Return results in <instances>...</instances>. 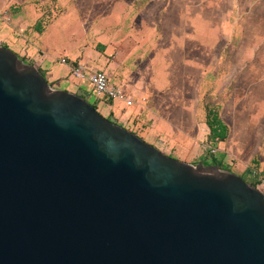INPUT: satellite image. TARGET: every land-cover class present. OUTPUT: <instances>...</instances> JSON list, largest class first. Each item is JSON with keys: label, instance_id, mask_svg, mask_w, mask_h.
<instances>
[{"label": "water", "instance_id": "water-1", "mask_svg": "<svg viewBox=\"0 0 264 264\" xmlns=\"http://www.w3.org/2000/svg\"><path fill=\"white\" fill-rule=\"evenodd\" d=\"M0 264H264V192L168 155L0 45Z\"/></svg>", "mask_w": 264, "mask_h": 264}, {"label": "rangeland", "instance_id": "rangeland-1", "mask_svg": "<svg viewBox=\"0 0 264 264\" xmlns=\"http://www.w3.org/2000/svg\"><path fill=\"white\" fill-rule=\"evenodd\" d=\"M24 7L45 12L48 22L78 20L74 29L87 34L89 51H105L110 64L132 56L123 69L138 94L135 119L120 121L89 97L107 118L140 134L156 123L152 141L168 155L202 164L204 152L210 165L216 159L250 183L260 181L264 192V0H0L2 12ZM117 28L125 31L122 48L113 38ZM207 106L229 126L226 141L209 142Z\"/></svg>", "mask_w": 264, "mask_h": 264}, {"label": "crops", "instance_id": "crops-1", "mask_svg": "<svg viewBox=\"0 0 264 264\" xmlns=\"http://www.w3.org/2000/svg\"><path fill=\"white\" fill-rule=\"evenodd\" d=\"M0 12L2 11L0 10ZM74 15L71 12L70 16L74 17ZM76 22H73V24L78 25ZM71 24L72 21H68L66 15L57 16L56 19L48 22L45 18V12L36 14L31 12L28 7H24L22 11L20 9L16 14H12L10 22L5 21L3 16L0 15V45L9 47L21 58L36 65L46 75L48 81L56 88L78 93L83 97H87L88 100L89 97L94 96L91 92L90 82L73 75V68L80 63H84L91 68H102L106 70L114 82H116L115 79H119L120 81L117 83L126 86L129 94L137 98L138 94L134 93V95L133 92H130L125 81L126 79H124L128 71L123 69V67H129V61L132 56L125 59L126 62L120 60L116 61L117 64H110L105 51H100L98 55L89 51L88 45L86 44L87 34L86 36L80 34L77 32L78 29H74L75 25L71 26ZM114 32V41L118 42V44L120 43L119 48H122L124 46V28H117ZM116 66H119L118 69ZM111 67H115L117 71L115 72L116 76L110 74ZM62 85H66L67 87H62ZM103 104L105 105L104 110L120 121H134L135 117H131L133 108L124 109V104L119 101L113 102L112 104L103 102ZM138 119L140 120L141 118L138 117ZM119 120L116 122L120 123ZM140 122L144 123V120ZM155 124L145 129V134H140L145 138L148 136V139H150L149 142L153 144L154 142L152 140L155 135L151 131V127L154 128ZM156 126L159 127V125ZM160 128L162 129L163 127L161 126ZM198 154L199 150L197 151ZM200 156V159L204 163L209 164L206 153L203 152ZM181 159L190 162L187 158L182 157Z\"/></svg>", "mask_w": 264, "mask_h": 264}, {"label": "built area", "instance_id": "built-area-1", "mask_svg": "<svg viewBox=\"0 0 264 264\" xmlns=\"http://www.w3.org/2000/svg\"><path fill=\"white\" fill-rule=\"evenodd\" d=\"M4 20L10 22L11 14L6 10L0 12ZM73 75L83 80H88L91 84L92 94L100 101H119L124 104V109L136 106L134 97L129 94L123 84L114 82L108 72L102 68H91L87 64L80 63L73 68ZM215 152V150H214Z\"/></svg>", "mask_w": 264, "mask_h": 264}, {"label": "trees", "instance_id": "trees-1", "mask_svg": "<svg viewBox=\"0 0 264 264\" xmlns=\"http://www.w3.org/2000/svg\"><path fill=\"white\" fill-rule=\"evenodd\" d=\"M10 12H11V14H16L18 11L15 12V10H14V12H13L12 9H11ZM85 98L88 99L87 97H85ZM104 102H107L109 104L113 103V101H111V100L104 101ZM93 105L98 109L97 104H93ZM207 125H208V127L210 129L209 142H211V143H219V142H224V141H226L228 139V137H229V126L222 119V117L220 116L219 111H218V109L216 107L207 106ZM129 130H131V129H129ZM132 131H134L138 135H140V133H138L136 130H132ZM140 136L142 138H144L142 135H140ZM211 151H214V150H211ZM213 163L218 164V165H222L216 159L213 161ZM246 181L249 182V180H247V179H246ZM259 182L260 181H255V182H253V184L258 186Z\"/></svg>", "mask_w": 264, "mask_h": 264}]
</instances>
